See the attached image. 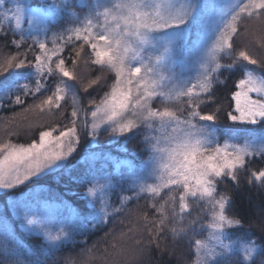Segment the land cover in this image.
<instances>
[{
    "label": "snow or ice",
    "instance_id": "obj_1",
    "mask_svg": "<svg viewBox=\"0 0 264 264\" xmlns=\"http://www.w3.org/2000/svg\"><path fill=\"white\" fill-rule=\"evenodd\" d=\"M86 9L83 18L76 14L71 5ZM14 9H6L0 15L4 20H14L17 28L21 25L22 15L25 11L31 14V21L43 20L46 12L37 7H31L13 0ZM5 0H0V6ZM48 7L67 11L78 26L64 28L61 33L53 34L51 49L48 48L45 26V40H36L40 54L33 61L19 58L16 55L4 56L0 61V101L11 99L12 105H24L29 96L48 90L47 78L53 79L52 93L39 104L30 105L25 111L32 108L40 112L52 113L61 108V102L71 93L73 107L71 111V127L55 128L39 133V141L33 140L29 144H13L11 141L0 144V196L5 198V203H10L16 210V215L26 221V226L35 225L44 235L45 240L56 245V242L68 243L71 241L69 232L63 228L53 235L47 224L49 210L45 205L40 211L29 208L25 203V193L14 195L21 186L43 180L50 176L59 181L61 176H67L75 184L84 188L80 193L81 199L86 201L85 207L89 215H84L80 209L72 208L71 211L81 221L94 219L96 224L107 223L111 207L102 201L104 207L96 213V202L90 199L98 189L111 190L124 183L125 178L107 172L101 163L102 160L111 159L110 155L101 157L92 154L89 166L74 174L76 164H81L84 158L77 159V149L80 147L81 136L77 128L78 113L83 112L81 127L91 137L90 145L98 144L97 137L101 131L109 132L112 141L119 138H131L139 133L142 128L148 130L142 143L148 158L143 162V171L140 175L133 170L128 178V188L136 189L139 193H146L155 198L161 196L165 189L171 190L173 186L182 189L179 194V210L176 211V197L169 196L158 208L162 214L159 220V231L164 230L167 220L165 205L173 203V216L178 222L183 223L184 214L190 213L187 200L189 197L204 200L210 206L211 223L207 225L212 230V243L195 241L196 259L193 264H231L229 257L235 254L239 245L243 257L239 264H264V231L258 239L249 238L246 241H232L228 229L242 227L239 219H234L226 214V206L231 203L229 197L218 195L217 181L222 178L237 180V172L246 167V157L264 155V130L254 134L251 129L240 128L229 130L231 140L241 138L240 134L248 132L251 138L245 137L243 145L230 144L225 141L223 147L216 142L213 149L210 146L215 141L214 133L209 132L207 122L214 121L212 114H202L201 106L212 100L213 83L219 82L218 74L221 70H239L244 75L237 81V90L232 93L235 101V111L238 115L229 114L233 122L243 125H259L264 123V59L253 58L247 50L248 25L243 21L249 18L259 20L264 17V0H235L233 3H213L211 14L206 23L211 30L210 46L203 40H198L193 47V55L200 63L201 73L196 77V82L181 80L174 74L173 53L189 38L191 27L200 19L203 8L209 7L202 0H49ZM11 12V16L9 15ZM29 21V22H31ZM8 25L0 23V33ZM23 36L21 37V41ZM57 40L60 43H57ZM83 41L80 51L75 52L76 58L80 57L83 45L87 44L91 50V65L101 71L107 69L114 72L116 80L106 92L99 103L94 104L90 112L92 122L89 125L88 112L78 108V94L75 85L68 81H79L76 74L77 60L72 59V69L66 66L65 58L61 55L68 45L75 41ZM264 41V36L261 37ZM21 41H12L20 46ZM151 46V47H149ZM264 47V44H262ZM240 49V50H238ZM157 53L149 55V53ZM232 57L231 64H221V57ZM53 57L56 60L53 61ZM88 63V62H86ZM250 65H257L260 75L250 70ZM9 69L13 70L9 75ZM167 69L171 74H166ZM35 80L34 87L28 83H19L20 80ZM102 76L83 84V91L101 83ZM43 81V82H42ZM19 93V94H16ZM256 94L258 98H253ZM207 96V101L202 97ZM159 98L164 103L183 102L186 98L188 111L185 115L184 108L178 110L164 107L153 108L152 102ZM0 103V109L3 108ZM197 121L202 123H197ZM102 125H107L102 129ZM58 135H54L57 133ZM229 148L233 149L229 151ZM69 158L76 160V164H69ZM123 163H126L124 161ZM119 167V164L116 165ZM97 172L102 173L97 175ZM251 176L264 182V170L253 171ZM151 179L154 182H142ZM104 184L101 185L100 181ZM91 184V187L88 185ZM134 197H122L121 203ZM64 207H69L67 202H62ZM120 208H114L112 214H118ZM31 213V218H30ZM93 213H95L93 215ZM197 220H192L188 228L195 231ZM0 264H43L40 260H25L19 251L20 244L13 232L9 229L8 221L0 217ZM72 232L78 231L76 226ZM173 235L187 234L184 228H173ZM251 233L249 236L251 237ZM224 241H230L225 244ZM15 245V246H13ZM220 248V251L216 249ZM50 250H58L52 248ZM255 253V255H253Z\"/></svg>",
    "mask_w": 264,
    "mask_h": 264
},
{
    "label": "trees",
    "instance_id": "obj_2",
    "mask_svg": "<svg viewBox=\"0 0 264 264\" xmlns=\"http://www.w3.org/2000/svg\"><path fill=\"white\" fill-rule=\"evenodd\" d=\"M30 3L32 6L45 10L48 8L49 0H30ZM71 7L76 14L81 16L87 11L76 6L75 2L72 3ZM54 11L59 15V19L51 24V28H59L64 24L67 26L69 23L75 22L67 11ZM243 23L248 25L249 29L247 48L243 50H247L253 58L264 59V47H262L264 41L261 40V37L264 36V17L259 20L249 18L244 20ZM5 31L7 32L6 36L0 33V61L4 56L19 53V58H26L34 62L38 48L32 38L25 36L15 29L12 24H9ZM22 36L23 40L21 41ZM12 41H21L20 46L17 47ZM81 44H83V41H75L73 44L68 45L61 55L65 58L66 66L70 70L72 69V59L77 60L75 71L79 81H68V83L75 85V91L79 99L77 107L87 111V109L94 107V104L90 101L99 103L105 93L110 91L111 85L116 80V75L107 69L101 71L98 67L91 65L92 55L87 44L83 45L80 57L76 58L75 52L80 51ZM55 60L56 58L53 61ZM221 60L227 64L233 62L232 57L222 56ZM249 68L260 73L257 65H250ZM12 71L9 69V72L4 73V76L9 75ZM98 75L102 76L101 83L94 85L85 93L83 84ZM243 75L239 70L231 72L221 70L219 72V82L213 83L212 100L214 102H207L200 109L202 114L215 116L214 121L207 122L208 125H211L209 129L218 133H225L230 132L229 130L246 128L251 129L254 134H259L264 130V123L243 125L239 122H233L229 117L234 103L232 93L236 91L237 81ZM0 79H3V77H0ZM53 79L58 80L59 78L50 77V81H53ZM52 90L51 85H49L47 91H42L36 94L35 97L29 96L24 105L0 110V144L10 140L13 141L12 139L28 144L36 139L37 134L42 129L55 128L57 125L61 129L71 126L72 118L70 114L73 107L71 93L65 101H62L61 108L54 109L52 113L40 112L35 108L25 111L30 105L39 104L41 100L46 99L48 95H51ZM202 99L207 101L208 98L205 96ZM152 106L160 109L169 107L175 110L183 107L184 112L178 111V115H185L188 111L186 98L183 102L173 103H164L156 98L152 102ZM82 114L83 112L78 113L79 119ZM79 119L77 125H79L81 143L77 149L79 154L77 159L83 157L84 161L81 164H76V160L69 158L70 165L76 164L74 174L78 172V169L80 170L81 166L86 164L88 157H90L87 153V130L82 129L81 124H79L82 120L79 121ZM109 135V132H101L98 137L101 148H97V150L106 148L105 143ZM136 140H133L132 143L135 144ZM117 159L121 163L126 161V163H123L124 165H133L136 161L135 155L127 153H119ZM263 168V159L252 158L246 161L244 169L237 172L235 182L226 177L217 181L218 195H225L231 200V203L226 206L227 216L239 219L242 222L240 229L248 235L251 233V236L255 239H258L260 233L264 231V182L255 180L251 173L253 171L258 172ZM33 188H41L43 189L42 192L46 191L45 193L48 190L53 191L55 195L84 212V215L89 213L85 207V200L78 195L84 188L73 183L67 176H61L59 181L53 180L50 176H45L43 180L21 186L14 195H18L20 192L28 194ZM66 189L78 192L70 194ZM181 191L180 188L172 187L171 190L167 189L161 193V196L155 198L148 194L133 198L118 214L110 217L101 229L90 233L83 243H65L57 247L58 250L41 253V236L29 235L19 228H17L16 233H18L22 245L31 248L37 254V257L41 258L43 264H193L196 257L195 241L206 236L207 225H209L211 219L212 211L208 203L204 200L190 198L188 200L190 213H185L183 223H180L178 218L173 216V203L169 201L165 205L167 220L163 231H159L158 228L162 214L152 207L155 204L158 208L165 200H168L169 196H174L176 197L175 208L178 211ZM0 201L5 204L9 212L5 198L0 196ZM7 215L10 219L15 220L11 212ZM192 220H197L195 231L188 228V224ZM173 228H184L187 230V234L173 235L171 231ZM229 259L231 264H239L241 257L233 255Z\"/></svg>",
    "mask_w": 264,
    "mask_h": 264
},
{
    "label": "rangeland",
    "instance_id": "obj_3",
    "mask_svg": "<svg viewBox=\"0 0 264 264\" xmlns=\"http://www.w3.org/2000/svg\"><path fill=\"white\" fill-rule=\"evenodd\" d=\"M91 1L93 2V0H89L88 2L91 3ZM202 2L205 4H208L209 7L203 8L201 10V12L199 14L200 19H199L198 23H195L191 27L190 32H189V38L183 43L182 46L178 47L175 50V52L173 53L174 74L178 78H180L181 80L191 81L192 83L196 82V77L202 71L200 63L196 61V59L193 55V47H194V45H196L198 40L205 41L206 43L209 44V46L211 43V30L209 28V25L206 23L207 17L210 16L211 11H212L211 5L213 3L229 4V3L235 2V0H202ZM20 3L24 4V5L31 6V7H35V6L31 5L30 0H20ZM48 5H49V3H48ZM14 6L15 5L13 3V0H5V4L0 6V13H2L6 9H14ZM43 11L46 12V17L43 20H35V21H31V14L28 11H25L22 15L21 25L19 28L16 27L14 20H4L2 15H0V23H5L7 25L12 24L15 29H17L18 31L23 33L25 36L31 37L32 40H33V38H35L38 41L39 40H45L44 29H45V26H47L48 31L46 33V36H47V41H48V48L51 49L53 47V44H52L53 34L54 33L59 34V33H61V31L64 28L69 27V26H78V22H76V21L71 22V24L69 23L67 26H66V24H64V26L62 25L59 28H51V24L58 21L59 15L57 14L56 11H54V9H52L50 7H48L47 9H45ZM9 15L11 16V12H9ZM81 18H83V16H81ZM29 21H31V22H29ZM52 29H59V30H52ZM57 43H60V41L57 40ZM34 44L38 48V44H36V43H34ZM149 47H151V46H149ZM38 54H40L39 48H38V52L36 55H38ZM156 54L157 53H151V52L149 53V55H156ZM55 58L56 57H53V60ZM219 62L221 64H227L226 62L222 61L221 58H220ZM250 70H253V69L250 68ZM253 72L256 75H260L259 72H256L254 70H253ZM165 73L171 74V72H169L167 69H165ZM241 78H243V76ZM52 82L53 81H50V77L47 78L48 86L52 85ZM19 83H21V84L28 83L30 87H34L35 80L34 79L33 80H27V81L20 80ZM16 94H19V93H16ZM253 98L254 99L258 98V96L256 94H253ZM14 99H15V95H13L11 97V99H5V100L0 101V103H2L4 105L3 108L0 110H6V109L12 108L14 106H17V105L11 104V100H14ZM153 108H155V107H153ZM93 109H94V107L87 109L89 125L92 122L90 112ZM231 114L232 115H238V113L235 111V101L233 103V108H232ZM80 120H83V114H82V117L79 119V121ZM197 123H201V122L197 121ZM79 124H81V121L79 122ZM71 126H68V127H71ZM104 127H107V125H102V129ZM77 128L79 131V125H77ZM48 129H50V128L42 129L40 132L48 130ZM208 131L214 133V136H215V141L210 146L213 149L216 147V142H218L221 147L224 146L226 140H228L230 144L243 145L245 137L251 138L249 133H245V134H240L241 138L231 140V139H229L230 135L232 134L230 132L218 133V132L213 131L209 128H208ZM101 132H103V131H101ZM39 133L37 134V137L35 139L37 142L39 141ZM146 134H148V130L146 128H142L138 134H136L135 136H131V138H127V137L119 138L115 142H111V143H110V141H112V136L109 135V138L106 140V143H105L106 148L101 149V150H97V148H101V146H99V143L90 145L89 141L91 140V137L88 136L87 153L90 157H88V161H86V164L84 166H81L80 170L78 169V172L75 174H79L80 172H82L83 170H85L89 166V162L91 160L92 154L95 153V154H99L101 157H103L105 155H110V157H111V159L102 160L101 162L97 163V165H96L97 168H100L101 163H102L103 168L107 172L114 173L115 175L122 176L125 178L124 183L121 185H118L115 189L105 190V189L101 188V189L97 190V192L94 196L90 197V199H92L96 202V213H99L101 208L104 207V204L102 203V201H105L111 205V207H108V209H107L108 213L110 214L109 215V218H110V217L115 215V214H112L114 208L122 209L129 202V200H125L124 203L122 204L121 203L122 197H134V198H136L138 196L146 194V193H139L138 194V191L136 189L122 191V189L128 188L127 180L131 176L133 170H136L137 175H140L141 172L143 171V162L145 160H147V158H148V153L145 152V150H144L145 145L142 143V140L144 139V136ZM54 135H58V132L54 133ZM98 137H97V140L99 139ZM0 139H1V137H0ZM3 139H5V138H3ZM12 140L13 141H11V140L10 141L13 144H25V145L27 144V143L19 142V141L14 140V139H12ZM133 140H136L135 144L132 143ZM232 150L233 149L229 148V151H232ZM119 153H127V154L135 155V157H136L135 164L124 165L123 163L117 161L118 160L117 158H119ZM252 158L264 160V155L246 157L245 159L247 161V160L252 159ZM117 164H119L118 168L116 167ZM262 170H264V168ZM101 174L102 173L97 172L98 176ZM142 182L152 183L154 181L151 179H148V180H145ZM100 184L103 185L104 181L101 180ZM91 186H92L91 184L88 185V187H91ZM173 187H175V186H173ZM165 190H167V189H165ZM42 191H43V189H41V188L31 189L28 192V194H25L24 203L29 208L34 209L36 211H40L45 205L48 206V210H49L48 220L50 222L47 224V227L52 232L53 235L57 234L60 231V229L63 228L64 231L69 232L71 237H72L71 241L68 243H71V244L80 243L81 244L86 240V237L90 233H92L98 229H101L105 225V223L99 224L93 228V225L96 224V221L94 219H91V217H89V219L81 221L71 211V209L73 207L76 208L75 206H72L68 201H64L61 197L55 195L53 191L48 190L47 193H45L46 191L45 192H42ZM66 191L70 194L78 192V191H70L68 189H66ZM30 192H32V193H30ZM80 193H78L79 197H80ZM29 195H30V197H29ZM190 198L191 197H189L188 200ZM188 200H187V203H188ZM62 202H67L69 204V207H67V208L64 207ZM85 203H86V201H85ZM8 205H9V207H8ZM8 205H7V208L9 209V212L6 209L5 204L0 201V217H4L7 219L9 229L13 232V235L15 236L16 240L19 242V244H20L19 251L22 253L21 258H23L25 260H40V261H42L40 257H37V254H35V252L31 248L22 245V242L19 239L18 233H16L17 228L25 231L29 235L41 236V238H42V243L40 246L41 253H46L48 251H51L50 249H52V248H57L60 245L65 244V243H61V242H56L55 246L49 244L45 240V237L41 233L39 228H37L35 225H33L31 228L27 227L26 221L22 217H19L16 215V210L11 206L10 203H8ZM10 212H11V215L15 218V220H12L8 217L7 213H10ZM82 213L84 214V212H82ZM94 214L95 213H93V215ZM85 215L88 216L89 213H87ZM30 218H31V213H30ZM210 223H211V219H210L209 224ZM73 226H76L78 228V231L72 232L71 229ZM0 227H2V226H0ZM228 232L231 234L232 241H236L237 239H239V241L243 242L249 238L255 239L252 236L250 237L245 231L241 230L240 227L228 229ZM211 237H212V230L210 228H208L206 236L202 239H199V240L203 241L205 244H211L212 243ZM229 242L230 241H224L225 244H227ZM13 246H15V245H13ZM195 248H196V245H195ZM216 250L220 251V248H217ZM234 255H238L242 259L243 251L239 245L235 248V254ZM253 255H255V253H253ZM195 256H196V253H195ZM231 256H233V255H231ZM0 258H3V257H0ZM11 259H15V258H10L9 264H11ZM195 259H196V257H195Z\"/></svg>",
    "mask_w": 264,
    "mask_h": 264
}]
</instances>
